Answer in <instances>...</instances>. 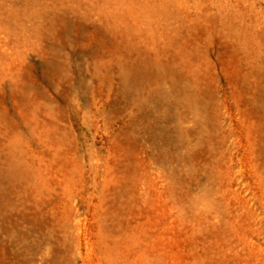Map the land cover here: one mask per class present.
<instances>
[{
    "label": "rangeland",
    "instance_id": "1",
    "mask_svg": "<svg viewBox=\"0 0 264 264\" xmlns=\"http://www.w3.org/2000/svg\"><path fill=\"white\" fill-rule=\"evenodd\" d=\"M0 264H264V0H0Z\"/></svg>",
    "mask_w": 264,
    "mask_h": 264
},
{
    "label": "bare ground",
    "instance_id": "2",
    "mask_svg": "<svg viewBox=\"0 0 264 264\" xmlns=\"http://www.w3.org/2000/svg\"><path fill=\"white\" fill-rule=\"evenodd\" d=\"M174 98V97H173ZM136 99V98H135ZM148 101V100H147ZM192 101V100H191ZM3 181V180H2ZM2 189V188H1Z\"/></svg>",
    "mask_w": 264,
    "mask_h": 264
}]
</instances>
